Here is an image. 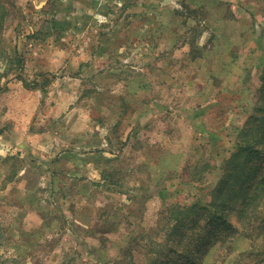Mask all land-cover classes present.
<instances>
[{
    "label": "rangeland",
    "instance_id": "obj_1",
    "mask_svg": "<svg viewBox=\"0 0 264 264\" xmlns=\"http://www.w3.org/2000/svg\"><path fill=\"white\" fill-rule=\"evenodd\" d=\"M0 4V264H264V0Z\"/></svg>",
    "mask_w": 264,
    "mask_h": 264
},
{
    "label": "trees",
    "instance_id": "obj_2",
    "mask_svg": "<svg viewBox=\"0 0 264 264\" xmlns=\"http://www.w3.org/2000/svg\"><path fill=\"white\" fill-rule=\"evenodd\" d=\"M5 14H6V10L4 9V5L0 4V21H1V19L4 18ZM251 136L254 137V138L245 139V141L241 144L243 149L240 151L241 155H244L246 157V159H248V161H249L248 157L250 155L249 153L251 151L254 150L257 153V152H260V149L258 147H260V146L264 147L262 145V144H264V122H262L260 128L257 131L253 132V134ZM258 137L261 138V140H259ZM261 191L264 192V170H263V174L258 179V181H257L256 185L254 186L253 190H251V192L249 193L248 199L244 202L243 206L239 210V217H240V220H242V222H244L243 225H245L248 222L250 214L254 211L255 205L257 203V200H258V197L260 196V192ZM219 204H220L219 206H221V207L218 208L217 211H212L214 209H211V208H209V205H206V210H204L203 213L196 214L194 217L191 218L190 222H191L192 225H194L192 227H197L196 225L199 223V218H201V215L205 214L206 215L205 218H207V221L205 222L204 231H201V233H200L199 237L197 238V240L200 239L201 242L205 241L204 239H205V237L208 234L207 233L208 224L213 222V221H215V220H219V222H221V223L229 224L230 227L227 228V229H232L231 232L239 231V228H238L239 226H236L235 224L230 222L228 217H227L228 215H227L226 210H228V207H229L230 203L221 201ZM190 210H194V208H190ZM181 214L184 215L183 212ZM183 217L184 216H182L181 219H183ZM176 226H177V223L174 225V228ZM228 235H229V232H228L227 236ZM221 237L222 236H219L216 233L214 235V239L213 240H215V241H217L218 239L221 240L222 239ZM200 243H198V245ZM194 248H196L195 243H194L193 246L189 247V249L191 251ZM169 252H170V258L167 259V263L168 264H179L178 260L180 258L189 255V252L187 250H182V248H180L178 246H174L173 248H170Z\"/></svg>",
    "mask_w": 264,
    "mask_h": 264
}]
</instances>
